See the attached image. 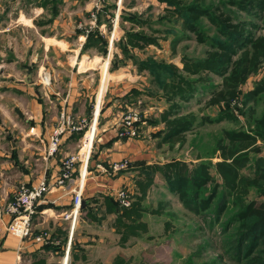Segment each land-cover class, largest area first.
I'll return each instance as SVG.
<instances>
[{"label": "rangeland", "instance_id": "374dc122", "mask_svg": "<svg viewBox=\"0 0 264 264\" xmlns=\"http://www.w3.org/2000/svg\"><path fill=\"white\" fill-rule=\"evenodd\" d=\"M45 1L0 0V151L3 155H6L0 156V213H6V205L11 201L14 193L22 183L16 181L13 184V181L18 178L17 175L20 172L18 169L20 168L13 164H7L11 154H21V145H23V148L28 145L32 151H40L39 157H36L38 155L34 153L31 154L32 157L28 156V162L33 168H31V173H36L37 178L43 175L46 178L48 177L45 173L43 174L41 169L48 158L51 157L47 155L48 139L51 129L56 125L60 116V112L56 110V86L58 88L62 86L66 89L65 78L59 76L60 71L58 69L60 66L56 65V52L50 54L51 50L48 52L45 50V47L54 40H50L49 37L53 34L56 36V25H54V29L50 30V23H48L51 21V17L56 20V7L58 6L60 9L59 21L61 20L65 24L68 23V27L78 34L73 44L78 46L92 31H101L108 38V50L111 57V51L116 48L114 42L120 40L128 28L140 29L129 21H122V13H139L138 15L142 19H149L148 23L162 30L166 26H161L157 18L168 15L166 7L169 9L172 6L168 3L161 4L158 0H64L61 3L48 0L47 5ZM205 1L216 3L219 0ZM221 1L231 3L232 0ZM247 14L249 13H246L245 10L237 11L240 18L253 19L258 23L259 27L253 33V40L257 41L264 36V10L257 19L253 12V17L252 14L251 16ZM115 16L116 33L119 38L113 40L110 47V32ZM223 16L229 18V13ZM171 21L169 28L173 26L177 31H181L180 18L175 17ZM104 23H106V26ZM198 23V31L200 32L189 30L183 33V37L186 36L185 38L176 42L174 34H168L167 37H164V30L151 33L146 24L141 25V29L146 34H153L156 38L158 37V45L145 46L142 50L136 49L138 57L152 56L157 60L174 63L181 69L180 56L183 53L182 50L185 49L187 54L194 56L204 55L205 51L208 53L211 50L210 38L215 35L214 26H209L211 24L207 18L199 20ZM231 23L236 24L233 20ZM177 33V35H180L181 32ZM199 37H202L203 41H200ZM250 47L239 51L232 58V61H238L244 54L250 55L252 53ZM116 50L119 53V50ZM66 53L68 63L76 64L73 71L63 72V74L69 76L66 95L69 96V91L75 92L72 97L76 100L77 110H74L72 105H70L71 111L69 110L75 119L85 120L84 108L87 107L88 102L92 101L93 103V113L96 104L100 103L102 105L104 98L106 100L107 91L110 93V89L113 95L121 89H127L126 92H128V89L132 87L141 90V92L138 91V94L130 92L123 99H116V105H122L119 118L128 110L126 107L135 108L139 113L136 136L131 137L132 144L136 145L138 141H141L142 146L139 149L144 153H151L150 164H159V161L171 160L186 163L189 168L194 165L196 167L205 164L206 171L204 173L209 174L211 179L201 178L195 183L202 190V193L211 189L213 185H216L218 190L220 187L225 186L223 174L215 164H232L234 157L243 152L242 150H249L255 145H257V149L251 154L257 153V156L260 155L264 158V140L259 136L261 129L257 126L259 119H261V113L264 111V94L259 95L260 99L263 100L251 98L248 101L245 98L247 92L256 87L264 77V57L251 58L248 66H246L249 70L246 79L240 84L237 97L228 104L231 114L223 115L224 117L219 114L217 117V113L219 108L226 106L222 96L225 94L224 90H226L223 81H225L228 74L225 73L224 77H219L204 71L199 75L187 76L189 79L197 77L201 79L209 76V80L198 81L196 84L204 83L206 85L207 83L209 85L212 83L210 85L218 86L215 95L220 94L219 103H221V107L212 102L215 95L210 96L208 89L207 93L198 100L185 104L184 111L180 109L178 115L172 114L170 116V118H175L182 114L193 113L199 119L205 117L204 122L194 126L189 131L181 133L178 137L161 141L162 136L159 131L164 129L166 125L164 121L167 119L161 120L160 116L167 108L168 101L165 98V92L159 88L158 93H152L155 88L152 89V85L149 83L147 71L138 73L136 67L130 63L129 66L120 67L115 72L108 73L104 88L97 95L98 89H100V72L103 62L108 64L107 58L105 57L104 61L103 58L95 55L91 58V62H87L88 66L84 68L83 66L78 67V63L75 62V50ZM88 68L90 69L88 70ZM84 70L85 72H80ZM106 71L107 69H105ZM56 74L59 76L57 79ZM64 96L65 91L62 94V91L59 90L58 99L60 102ZM85 99L87 101H84ZM36 104L38 115L34 113ZM116 108L118 109V107ZM38 116L42 117L44 129L49 128L47 140L45 142L43 140V145L38 138L37 141H33L28 140L25 136L27 127L29 133H35L30 127V121ZM92 119L93 114L91 121L88 122L90 128ZM152 119H158L160 123L158 125L149 124ZM97 123L98 129L93 132L95 133L93 144L96 143V138L99 136V121ZM117 128L118 125L115 130ZM87 130L85 133L89 131ZM246 133L255 136V140H250L253 145L245 146L249 140L245 137ZM82 140L83 136L81 135L79 146L77 145L78 142H75L70 147L69 152L80 150L83 146ZM86 143H88L87 140ZM93 149L90 157L93 156L95 151L94 146ZM82 151L83 153L86 151L85 144ZM127 160L130 161L132 167L130 166L123 173L126 179H122L124 181L119 187L129 188L133 208L130 213L121 217L124 223L117 221L113 212H105L103 204L101 206L95 204L91 207L92 210L96 211L98 217L104 211V217L102 219L88 217L89 222L85 219L82 220L81 215L78 213L76 216V219L78 218L76 233H111L110 240L114 241L117 250L125 256L132 254L131 264H236L224 254L222 248L224 236L219 233L220 226L215 228L213 226L203 227L205 223L203 218L208 217L206 214L210 213L212 208L203 210L198 206L201 197L196 198L197 204H193L189 200L184 205L182 201L186 192L182 189V184V186L173 189L171 184H167L159 173L154 174L150 179H145L142 176L138 178L140 168L136 166L137 162L133 164L134 162L131 163L130 159ZM89 164H91V158ZM77 170V177H74L73 174L72 179L65 186V191H68L72 198L75 196V189H78L77 185L80 180L79 164ZM234 170H237V179L241 174L251 171L246 165L240 168L236 166ZM106 173L108 174L107 171ZM183 174L186 176L187 171ZM90 175L88 172L85 177L83 193ZM112 175V173H109L107 175L108 179H112ZM10 182H12V185H10ZM251 191L253 190L251 189L245 194L243 200L256 196L255 192ZM49 194V192H46L44 196L47 195L48 197ZM112 197L115 199L114 194ZM233 199H235V196H231L228 206H226L229 212L222 214L220 220L227 218L230 211L233 212L236 209V206L231 203ZM214 200L215 197L212 199V203H214ZM114 201L116 202V199ZM72 217L73 214L69 213L70 220H72ZM244 263L240 262L238 264Z\"/></svg>", "mask_w": 264, "mask_h": 264}, {"label": "trees", "instance_id": "16d2710c", "mask_svg": "<svg viewBox=\"0 0 264 264\" xmlns=\"http://www.w3.org/2000/svg\"><path fill=\"white\" fill-rule=\"evenodd\" d=\"M53 1L59 2V0H50V2ZM158 1L164 5L166 3L172 5L169 9L166 7L168 15L157 18L161 26H166L165 29L161 30L148 23L150 20L142 19L138 15L139 13L121 14L122 21H129L140 29L130 27L124 32V36L120 40L114 42V47L119 50L120 55L114 53L110 61L109 69L125 66L128 63L133 64L138 73L142 71L148 72L149 83L152 85V89L153 87L155 88L152 93H158V88L165 92L168 106L160 117L161 120H167L164 121L166 125L164 129L159 131V134L162 136L161 141H167L180 136L181 133L187 130L189 131L198 124H202L205 120V117L199 119L193 113L182 114L175 118H170V116L172 114L178 115L180 109L184 111L186 108L185 104H190L193 100H198L202 95L207 93L208 89L209 95H212V97L218 89V86L210 85L212 84L210 82L209 85L207 83L206 85L204 83L196 84L198 81L209 80V76L206 77L207 79H198V77L189 79L187 77L189 75H199V73L207 71L219 77H224L225 73H227L228 76L223 81L225 82L226 90H224L225 94L222 96L226 106L219 108L217 117L219 115L224 117L223 115L231 114L228 104H230L232 99L237 97L240 84L246 79L249 72L246 66H248L251 58L258 59L264 57V36L258 40L256 39L257 41L253 40V33L259 27L258 23L253 19L240 18L237 15V11L245 10L246 13H249L247 14L248 16H251L253 12L257 19L264 10V0H232L231 3H225L221 0L216 3H211V1L206 2L205 0ZM228 13L229 18L223 16ZM175 17L181 20V31H177L173 26L169 28V23ZM163 18L165 19L162 21ZM204 18L209 19V23L211 24L209 26H214L215 35L210 38L211 50L208 53L205 51V54L201 56L189 55L185 49L182 50L183 53L180 56L182 63L181 69L174 63L157 60L152 56H147L146 58L138 57L136 49L142 50L145 46L158 45V37L156 38L153 34H146L141 29V25L146 24L151 33L164 30V37H167L168 34H174L176 36V42L186 37H183V33L189 30L193 32L198 31V21ZM232 20L236 24L231 23ZM177 32H181L180 35H177ZM86 38V42L96 46L102 54L106 53L108 42L105 36L103 37L97 30H94ZM199 40L203 41L202 37H199ZM249 46H251L250 50H252L250 55L244 54L238 61H232V58L239 51ZM138 91L141 92V90L132 87L121 98L123 99L128 96L130 92L138 94ZM147 92L150 93L151 91ZM247 93L245 98L248 101L251 98L263 100L260 99L259 95L264 94V77L258 82L256 87ZM218 94L213 97L212 102L217 103L221 107V103H219L221 98L220 94ZM258 100L257 104L259 103ZM100 112H102V109ZM98 121H100V114L98 115ZM159 123L160 120L158 119L149 121V124L152 125H158ZM138 124L139 122L136 123L137 127ZM257 126L261 129L259 136L264 140V111L261 113V119H259ZM82 132H79V134H82ZM245 137L247 140L249 139L245 146L253 143L250 140H255V136L250 135V133H246ZM250 149L242 150L243 152L234 157L232 164H215L223 174L225 186L220 187L218 190L216 185H213L205 193H202V190L195 185L197 180L201 178H210L209 174L204 173L206 171L204 168L205 164H200L196 167L194 165L189 168L186 166V163L177 160L159 161V164H147L145 161H138L136 163L140 168L138 178L142 176L145 179H150L154 174L159 173L161 178L167 184H171L173 189L183 185L182 189L186 192L182 201L184 205L189 200L193 204H197L196 198L201 197L197 205L203 210L212 208V211L206 214L208 217L206 218L205 216L203 218L205 220L203 227L209 228L213 226L215 228L220 226L219 233L224 236L222 244L224 254L236 264L240 262H245L244 264H264V158L260 155L257 156V153L251 154V152L257 149V145ZM92 157L90 158L92 159ZM90 165L89 167H91ZM243 165H246L251 171L241 174L239 179H237V170H234V168L236 166L240 168ZM186 171L187 175L185 176L183 173ZM251 189L253 190L251 192H255L256 196L248 200H243L245 194ZM231 196H235V199L231 203L233 206H236V209L233 212L230 211V215L227 218L220 220L222 214L224 215L229 212L226 206H228ZM214 197L215 200L212 203ZM102 199L104 211L113 212L116 220L124 223L121 217L130 213L133 205L129 207L119 206L114 201L115 199L112 197V194L102 196Z\"/></svg>", "mask_w": 264, "mask_h": 264}, {"label": "crops", "instance_id": "0c3cea01", "mask_svg": "<svg viewBox=\"0 0 264 264\" xmlns=\"http://www.w3.org/2000/svg\"><path fill=\"white\" fill-rule=\"evenodd\" d=\"M63 1L64 0H59L60 3ZM45 2L47 5L48 1ZM58 15H60V9L57 6L56 20L54 17H51V21L48 22L50 23V30L54 29V25H56V36L53 34L49 37L50 40H54L50 43V45L45 47V50L47 52L51 50L50 54L56 52V65L60 66L58 69V71H60L59 76L65 78L66 89L62 86L59 88L56 86V110L61 112L62 108H65L67 111H71L70 105H72L74 110H77L76 100L72 97L75 92L69 91V96L66 95L68 85L67 81L69 76L63 74V72L66 71L68 73L69 71H73V69L76 68V64H70L66 60L67 51L75 50V62L78 63V67L83 66L84 68L88 66L87 62H91V58H93L95 55H97V57L103 58L104 61L106 57L108 62L105 68L107 69V75L108 73L115 72L120 67L129 66V63L125 66H118L117 68L110 70V61L113 58L114 53H118L116 48H113L111 51L112 55L110 57L108 44L106 53L102 54L96 46L90 45L89 42H86V37L84 38L83 42L81 41L82 43L80 42L81 44L79 43L80 45L76 46L73 44V41L78 35L77 32L71 30V28L68 27V23L65 24L62 23L61 20L59 21L60 17H58ZM104 24L106 26V23ZM98 33L107 38V36L101 31ZM103 66L104 62L102 68ZM89 69L90 68H88V70ZM80 72H85V70ZM56 75L57 79L59 76L58 74ZM99 81L100 89H98L97 94L102 88V69L100 72ZM58 89L62 91V94L65 91V96L64 98H61V102L58 99ZM129 90L130 89H128V91ZM126 91L127 89H121L116 91V93L113 95L111 94L112 91L110 89V93L107 91L106 100L104 98L102 105H98L95 110V114H98V110L100 114L98 130L99 136L96 134L97 138L96 143L94 144L95 151L91 159V167H89V173L91 175L89 176L86 189L84 190L85 192L82 196L83 206L80 207L81 210L78 212L81 215L82 220L85 219L86 221L90 222L88 217H97L102 219L105 213L102 212L100 217H98L96 211L92 210L91 207L95 206V204L101 206L103 204L102 196L111 194L113 195L115 190L119 188L120 184L124 181L122 179L125 178L123 173H125L127 169L120 171L117 174H113V178L108 179L107 175H109V173L107 174L106 172H102L99 169V165L107 166L110 162L120 161L126 158L130 159L131 163L134 162L133 164L138 161H145L147 164L150 163L151 153H144L141 151V149H139L142 146L141 141H138L136 145H133L131 138L129 137H116L115 129L118 125L117 122L121 112L120 109L122 107V105H116V99L120 100ZM108 94L110 95L108 96ZM84 101H87V99ZM80 106L81 104L79 107ZM92 107L93 103L90 101V103L88 102L87 107L84 108V114L86 115L84 117L86 122L91 121L93 114ZM116 107H118V109ZM101 109L102 112H100ZM34 113L35 115L39 114L37 104ZM30 124V127L33 128L32 130L35 131V133H29L27 127L25 130L27 132L25 136H27L28 140L33 141H37L38 138L39 142L43 145V140L44 142L47 140L49 128L44 129V122H42V117L40 116L36 117L33 121H30ZM97 125L98 123L95 124L94 122V124L91 126V129H98ZM81 135L82 134H79V132H76L63 138L58 152L49 157L42 166L41 170L43 174L45 173L48 177L46 178L45 175H41H43L51 185L59 174L61 160L65 155L70 153L69 149L75 142H78L77 145L79 146L81 142ZM20 149V155H17L16 153L14 155L11 154L7 160V164H13L20 168L18 169L20 171L17 175L18 178L13 181V184L17 181V183L22 182L24 184L31 185L42 176L37 178L36 173H31L32 165L28 162V156L32 157L31 154L34 153L38 155L36 157H39L40 151H32L28 145H26L25 148H23V145H21ZM0 156L6 155H3L0 151ZM77 175L78 170L76 167L74 177H77ZM10 183V185H12V182ZM65 189V186L52 187V189L49 191L50 194L48 197L47 195L46 197L44 196L43 199L38 203L39 205L37 207V212L33 216L32 220L33 231H35L33 235L39 234L41 231H47L48 238L43 244L35 242L32 238L21 240L9 235L5 228L10 220V216L7 213H0V264H131L132 254L125 256L121 251H118L114 241L110 240V236H112L111 233H76V222L78 218L75 221H72L69 218V213L72 207V195H70L68 191H65Z\"/></svg>", "mask_w": 264, "mask_h": 264}, {"label": "built area", "instance_id": "2783aa9c", "mask_svg": "<svg viewBox=\"0 0 264 264\" xmlns=\"http://www.w3.org/2000/svg\"><path fill=\"white\" fill-rule=\"evenodd\" d=\"M117 16V15H116ZM116 16L113 20V25L111 26L110 32V47L113 40L119 38L117 36V23ZM109 51V50H108ZM100 105L96 104L92 126L95 122L97 124L98 114H95V110ZM128 110L123 114L122 117L118 119V128L116 130V136L118 138H126L136 136V123L139 120V113L135 108L126 107ZM100 109V107H99ZM89 123L84 119H75L74 115L67 111L65 108L61 110L59 119L56 125L51 129L48 144H47V155L53 156L58 152L59 147L62 143L63 138L70 136L76 132H82L83 140L80 150L77 152L68 153L63 157L60 163L59 174L55 178V181L51 185L50 182L46 180L44 176L39 178L35 183L31 185H27L21 183L14 193L11 201L6 205V213L10 216V220L5 228L6 232L14 236L18 239H27L32 238L35 242H39L41 244L45 243L48 238L47 231H41L39 234L33 235L32 228V219L33 216L37 212L38 203L43 199L46 192H49L52 187H64L73 177L75 168L80 165V180L77 185L78 189H75V196L72 198V207L70 213L73 214L72 221H75L78 212L80 211V206L82 203L83 196V187L85 182V177L89 172V160L93 149V140L92 145L87 153H83V147L86 143L87 136L85 131L89 130ZM33 129V128H31ZM87 130V131H88ZM96 130V129H95ZM95 135V133H94ZM84 164L85 174L82 172V165ZM130 167V161L127 159H123L120 161L110 162L107 166L99 165V169L102 172H108L112 174H117L120 171L126 170ZM108 168V170H107ZM84 178V182L82 183V179ZM115 195L116 202L121 207H129L132 202V196L129 188L127 187H119L113 193Z\"/></svg>", "mask_w": 264, "mask_h": 264}, {"label": "bare ground", "instance_id": "6f19581e", "mask_svg": "<svg viewBox=\"0 0 264 264\" xmlns=\"http://www.w3.org/2000/svg\"><path fill=\"white\" fill-rule=\"evenodd\" d=\"M105 68H106V63H104V66L102 68V71H103V83H102V88L101 90H103L104 88V82H105V79H106V75L107 73L105 72ZM98 95V94H97ZM100 102V101H99ZM92 128V127H91ZM89 129V131L87 132L86 136H87V141L88 143H85V147H86V151H85V154L87 155L91 145H92V140H93V137H94V130L92 129ZM82 172H84L85 174V168H84V164L82 165ZM84 182V178L82 179V183Z\"/></svg>", "mask_w": 264, "mask_h": 264}, {"label": "water", "instance_id": "95a60500", "mask_svg": "<svg viewBox=\"0 0 264 264\" xmlns=\"http://www.w3.org/2000/svg\"><path fill=\"white\" fill-rule=\"evenodd\" d=\"M83 206V202L81 203V206L80 207H82Z\"/></svg>", "mask_w": 264, "mask_h": 264}]
</instances>
